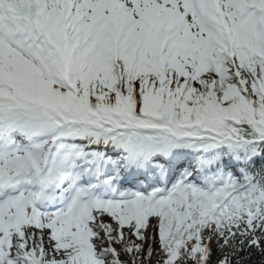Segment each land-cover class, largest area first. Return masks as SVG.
Returning a JSON list of instances; mask_svg holds the SVG:
<instances>
[{
	"label": "snow or ice",
	"instance_id": "1",
	"mask_svg": "<svg viewBox=\"0 0 264 264\" xmlns=\"http://www.w3.org/2000/svg\"><path fill=\"white\" fill-rule=\"evenodd\" d=\"M0 264H264V0H0Z\"/></svg>",
	"mask_w": 264,
	"mask_h": 264
}]
</instances>
